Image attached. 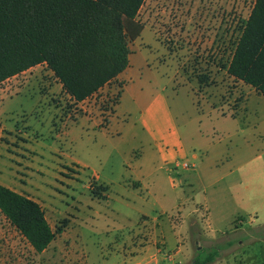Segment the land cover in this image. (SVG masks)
Wrapping results in <instances>:
<instances>
[{
	"label": "rangeland",
	"instance_id": "1",
	"mask_svg": "<svg viewBox=\"0 0 264 264\" xmlns=\"http://www.w3.org/2000/svg\"><path fill=\"white\" fill-rule=\"evenodd\" d=\"M254 2L144 0L118 107L119 80L77 102L45 64L0 83V184L56 231L36 253L0 213V264H189L229 238L210 264H264V95L226 70Z\"/></svg>",
	"mask_w": 264,
	"mask_h": 264
},
{
	"label": "trees",
	"instance_id": "2",
	"mask_svg": "<svg viewBox=\"0 0 264 264\" xmlns=\"http://www.w3.org/2000/svg\"><path fill=\"white\" fill-rule=\"evenodd\" d=\"M143 1L0 0V83L45 64L74 101L90 98L127 67L131 53L128 39H135L142 30L135 16ZM226 70L264 95V0H255ZM97 188L102 192L108 189L102 184ZM0 213L36 253L55 238L56 231L41 205L2 184ZM236 220L245 218L237 217L234 225ZM232 244L229 238L201 247L189 264H210Z\"/></svg>",
	"mask_w": 264,
	"mask_h": 264
},
{
	"label": "crops",
	"instance_id": "3",
	"mask_svg": "<svg viewBox=\"0 0 264 264\" xmlns=\"http://www.w3.org/2000/svg\"><path fill=\"white\" fill-rule=\"evenodd\" d=\"M132 53V52H131ZM131 53L129 54V62H128V65H127V67L121 72V73H119L118 75H117V77H116V80H119L120 82H122V88H121V93H120V97H119V101H118V103L116 104V106H114V107H118V106H120V104L122 103V101H123V99H124V96H126V94L128 93V92H130V90H132V88H133V86L134 85H132L133 83H131V82H133V70H132V68H131V59H130V55H131ZM40 65V64H39ZM36 66V65H35ZM34 67V66H33ZM32 68V67H31ZM30 69V68H29ZM60 84V87L62 88V86H61V83H59ZM65 92V91H64ZM141 92H138V93H136V94H138V97L140 98V94ZM67 94V93H66ZM136 94H134L133 96H135ZM68 95V94H67ZM69 96V95H68ZM137 96V95H136ZM83 101H85V100H83ZM83 101H80V102H83ZM140 102H142V101H140ZM115 112V109H113V113ZM223 116V115H222ZM111 117V116H110ZM110 117H109V119H110ZM0 137H1V130H0ZM180 139V138H179ZM180 143H182L183 142V140L181 139L180 141H179ZM194 157H195V155H193ZM139 181V179L137 180V182H134V185L135 186H138V185H140V182H138ZM105 193L106 192H103V195H104V198H102V199H105ZM179 206V205H178ZM207 212H208V210H207ZM172 217H173V215L172 216H170V218L172 219ZM141 218H143V219H141L140 221H141V224L143 225V226H147V217L146 216H144V215H142L141 216ZM172 221H174L173 219H172ZM179 223V222H178ZM178 223H175V225L176 224H178ZM147 242H148V240L146 241V243L144 244V243H140V249H138V252H140V250L143 252L144 251V249H145V245L147 244ZM161 242V244H162V246H163V244H164V241L162 240V241H160ZM156 244V243H155ZM157 252L159 253V254H162V255H166L165 257L167 258V259H173V255L172 254H166V252H165V250L164 249H160L159 247L157 248ZM135 253H137V249H136V251L135 252H130L129 253V256H130V258L131 259H135V257H137V255H134ZM184 255V254H183ZM152 258H154V256L152 257ZM148 262H150V260L149 259H147V260H143V259H141L140 261H138L136 264H146V263H148Z\"/></svg>",
	"mask_w": 264,
	"mask_h": 264
},
{
	"label": "built area",
	"instance_id": "4",
	"mask_svg": "<svg viewBox=\"0 0 264 264\" xmlns=\"http://www.w3.org/2000/svg\"><path fill=\"white\" fill-rule=\"evenodd\" d=\"M184 167H188L187 163L183 164ZM165 264H170L169 262H166Z\"/></svg>",
	"mask_w": 264,
	"mask_h": 264
}]
</instances>
